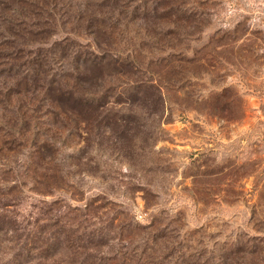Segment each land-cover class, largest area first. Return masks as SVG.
<instances>
[{
	"label": "rangeland",
	"instance_id": "obj_1",
	"mask_svg": "<svg viewBox=\"0 0 264 264\" xmlns=\"http://www.w3.org/2000/svg\"><path fill=\"white\" fill-rule=\"evenodd\" d=\"M11 1L0 0V264H264V0H58L53 14L52 0H24L47 9L24 21L43 33L35 45L88 46L105 20L126 58L172 59L165 97L140 87L143 71L90 123L52 112L44 91L13 94L30 82L6 74ZM181 3L189 24L164 37L173 16L153 15ZM27 5L24 17L39 13Z\"/></svg>",
	"mask_w": 264,
	"mask_h": 264
},
{
	"label": "trees",
	"instance_id": "obj_2",
	"mask_svg": "<svg viewBox=\"0 0 264 264\" xmlns=\"http://www.w3.org/2000/svg\"><path fill=\"white\" fill-rule=\"evenodd\" d=\"M52 1L54 3L52 5L49 3V6L52 7L53 10L51 12L53 14L56 10L55 8H58L59 5L58 0ZM11 2L12 5L10 7L4 4L2 9V12L13 11L16 13L15 17H11L12 20L8 21V19H5L4 22L5 24L7 23V27L5 25L2 33L5 39L15 40L7 47L11 50L7 56L13 61V65L8 68L6 74H16L21 76L26 82H30L29 85L24 86L23 90L19 89L13 94L26 96L27 93L32 92L34 94L36 91H44V97L38 102H41L42 105H45L52 112L61 110L63 115L69 116L66 111V108H69L76 111L78 115L81 114L83 123H90L98 107L103 100L107 99V93L139 83L137 80L132 79L137 74L146 72V77L144 78H147L148 81H142L140 83L141 88L152 89L161 95L162 91H168L169 87H172L176 70L172 59L163 57L147 64H142L135 61L133 56L126 58L125 51L118 48L117 42L114 41L115 37L120 35L118 31H121L117 26H109L111 31L108 32L106 39L103 38L102 34V28L104 27L102 23L105 20L100 22L102 27L98 26L96 29L95 27H88L89 30L94 32L91 33L93 43L88 46H82L75 42L73 44L49 46L45 41L41 42L43 44L35 45L36 39L40 38L43 33L39 34L34 31L37 28L36 24H32L31 21L27 23L24 21L28 17L38 20L41 16L40 14L47 10L45 5H40L39 3L38 5L30 6L24 0H12ZM25 5H27V8L30 7L28 11L38 10L39 13L27 12V17H24L22 13L27 10H25ZM15 6H19L21 11L18 12ZM185 6L181 3L168 15L160 16L158 13L153 15L158 20L173 16L170 22L174 26V31L164 34V37L168 35L170 38L175 34L182 35L183 30L190 21V12L184 10L183 7ZM22 17L23 19H20ZM28 26H31L29 30ZM19 52L22 54L20 56H26L29 59L23 61L22 57L19 56ZM185 61L187 60H183V63ZM62 68L65 71H62ZM57 72L61 73L57 74ZM31 81H41L42 85L33 87ZM163 94L162 97H165ZM20 108L23 109L22 106ZM21 134L19 133V135ZM231 256L237 257L236 254ZM217 264H237V262H230V258L223 255L219 257Z\"/></svg>",
	"mask_w": 264,
	"mask_h": 264
}]
</instances>
